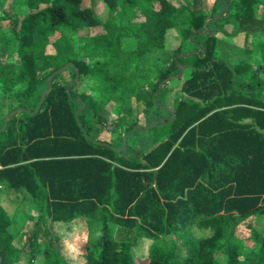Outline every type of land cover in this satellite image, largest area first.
I'll use <instances>...</instances> for the list:
<instances>
[{
  "label": "trees",
  "instance_id": "16d2710c",
  "mask_svg": "<svg viewBox=\"0 0 264 264\" xmlns=\"http://www.w3.org/2000/svg\"><path fill=\"white\" fill-rule=\"evenodd\" d=\"M93 1L0 0V46L17 48L0 60V190L39 211L25 264H264V0ZM154 127L160 142L130 139ZM15 221L0 203V264L24 253Z\"/></svg>",
  "mask_w": 264,
  "mask_h": 264
},
{
  "label": "rangeland",
  "instance_id": "374dc122",
  "mask_svg": "<svg viewBox=\"0 0 264 264\" xmlns=\"http://www.w3.org/2000/svg\"><path fill=\"white\" fill-rule=\"evenodd\" d=\"M173 2L174 5L179 6V5H190L191 0H171ZM93 7H94V11L97 15H103V12L105 10V7L102 3L101 0H94L93 1ZM260 35V34H258ZM246 41V34L244 33H240L238 36L236 37H232L227 39V43L230 44H236L239 47H242L243 44ZM180 45V38L177 35V33L175 31L170 32V35L168 36V41L166 44V49L167 51H164V54L162 53V57H166L167 53L168 55L172 53L173 50L177 49ZM123 47L125 49H131L135 47V44L132 42V40H125L123 42ZM17 48H16V43L12 42L10 43V45L7 47V49L5 48H1L0 46V60L3 61H9V62H13L17 59ZM171 52V53H170ZM155 54V53H154ZM153 54V56H154ZM62 81H64V79L62 78ZM164 87V86H163ZM80 88L85 89V84H83ZM81 89V90H82ZM163 89V88H162ZM161 89V90H162ZM160 90V91H161ZM179 95V88L177 87H168L167 92L164 94V102L166 103V106L169 109H173L174 107V101L176 99V97H178ZM148 129V128H147ZM164 132H166L165 127H154L153 129H150V131H146V129H144L143 132H138L136 135H134L133 137H131L130 139H136V138H140V140L143 138L148 137L150 139L151 143H158L160 142L163 138H164ZM102 134L107 138V139H114L115 137H111L109 136V133L104 130L102 132ZM94 137L99 138L98 135H94ZM117 140V138H116ZM120 143H118L119 145ZM0 203L2 208L4 209V211L9 215V216H14L16 218L15 224L14 226L18 229V234L15 240V244L18 247H22L24 249V253L21 257V260L18 262V264H25L26 262V258H27V250H28V241L31 240V233L35 228V224L38 220V216H39V211H37L36 209L32 208V200L30 199V197H28L25 193L23 192H12L9 191L6 187L1 188L0 190ZM264 220L257 218L256 222L258 223H263ZM238 222V218L235 217L234 219H230L228 221H226L225 229H226V235L229 234L230 230L232 229V227ZM100 225V224H99ZM43 226L46 229V231L48 232V239L52 240L54 242V238L55 237H63V233L62 230L57 227L55 224H53L49 218L44 216V220H43ZM95 227L91 228V230H94V228H96V226H98V224L93 225ZM74 231L71 233V240L67 242V248L66 251L68 252L69 255H72V262L75 263L78 256L82 255V253L84 252V247L82 245V242L80 241V237L81 234L79 232V228L78 225H74ZM112 231L114 233V231H116V227L112 226ZM201 230V229H200ZM202 234L206 235L209 232L208 231H200ZM94 233L97 235L98 232L94 231ZM196 235L200 234L199 231H195ZM203 235V236H204ZM91 239H93V237H91ZM32 242V241H31ZM144 246H138L136 248V253L137 254H142L147 252V248L150 244V242L143 241ZM32 248H34V246H32ZM44 259V254H42V256L39 257V259L37 260L36 264H42V261Z\"/></svg>",
  "mask_w": 264,
  "mask_h": 264
},
{
  "label": "water",
  "instance_id": "95a60500",
  "mask_svg": "<svg viewBox=\"0 0 264 264\" xmlns=\"http://www.w3.org/2000/svg\"><path fill=\"white\" fill-rule=\"evenodd\" d=\"M67 68H68V65L65 66V67H63L62 69H59L58 71H56V72H55V73H54V74L48 79V81H49V83H50V86H49V88L44 92V94H43V96H42V98H41V100H40V103H39V105H38V108H37L36 112L40 111V109L42 108V105H43V103H44L45 98L47 97V95L49 94V92H50L51 89H52V80H53V77H54L56 74L63 72V71L66 70ZM183 73H184V69H182V72H181V74H180L178 77H182V76H183ZM171 78H174V77H170V79H171ZM77 81H79V73H78V72H77ZM167 81H168V80L163 81V82L161 83L159 91L163 88V86L165 85V83H166ZM20 112H22L21 109H19V110H15L14 112H12V113L6 118V124H5V127L7 126V123H8V119H9V117H10V116H14V115H16V114H18V113H20ZM174 119H175V115H173L172 120H174ZM154 124H155V123H154ZM154 124H153V125H154ZM153 125H152V126H153ZM146 130H147V129H146Z\"/></svg>",
  "mask_w": 264,
  "mask_h": 264
}]
</instances>
